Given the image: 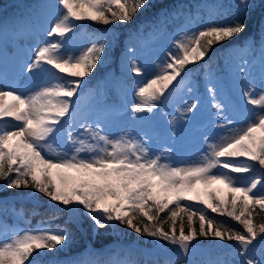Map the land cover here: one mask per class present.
<instances>
[{
	"label": "snow or ice",
	"instance_id": "snow-or-ice-1",
	"mask_svg": "<svg viewBox=\"0 0 264 264\" xmlns=\"http://www.w3.org/2000/svg\"><path fill=\"white\" fill-rule=\"evenodd\" d=\"M154 6L152 0H56L55 5L38 4L28 14L0 21V45L16 44L34 36V22L43 10L56 9L41 25L49 39L39 44L22 68L43 75V85L28 94L16 88L0 89V181L4 182L0 189H32L31 193L13 195L37 200L36 194H41L49 202L53 219L56 213H63L67 215L65 223L87 219L97 235L109 229L119 233L113 247L89 254L95 259L68 264H161L159 257L170 254L183 257L184 264H194L193 242L199 237L235 241L240 258L237 264H264V223H255V217L264 214V173L250 181L232 175L248 173L256 164L264 169V91L257 95L251 79V57L258 55L264 88V0L213 5L199 21V3L187 9L177 5L165 14V20L184 16L188 23L195 21L200 26L181 32L169 59L148 78L135 58H127L130 72L145 77L134 89L136 101L131 111L151 114L171 95L174 82L187 75V65L204 61L215 45L245 32L248 24L238 17L248 18L260 11L256 35L249 36L237 50L242 62L237 65L238 76L245 85L243 97L253 106L247 109L251 114L244 127L224 126L223 134L207 144L202 159L175 166L162 162L163 154L152 155L134 129L111 134L108 126L118 111L115 108L101 110L91 122L85 118L80 124L82 131L73 130L82 81L104 62L117 37L107 32L93 34L89 45L76 51L69 47V34L83 27L84 21L106 26L128 24L138 12ZM134 51V46L128 48V53ZM209 91L215 100L214 89ZM213 106L218 112L223 109L221 103ZM196 107L193 103L185 112L192 113ZM14 205V201L0 198V264H45L43 258L48 253L70 246L71 232L59 225L55 229L9 226V215L24 218ZM205 209L230 217L242 230L224 226ZM169 221L165 230L163 225ZM121 226L173 247L154 243L146 248L142 241L126 242L122 237L127 233L121 232ZM257 247L259 257L254 256ZM164 264L176 261L166 258Z\"/></svg>",
	"mask_w": 264,
	"mask_h": 264
},
{
	"label": "rangeland",
	"instance_id": "rangeland-1",
	"mask_svg": "<svg viewBox=\"0 0 264 264\" xmlns=\"http://www.w3.org/2000/svg\"><path fill=\"white\" fill-rule=\"evenodd\" d=\"M157 1L166 0H152V3L154 4ZM55 3L56 0H11L0 9V21L5 18L11 20L19 17L22 13L28 14L36 10L38 4L55 5ZM234 3H236V0H204L203 4L206 11L202 12V5H200V8L196 9V20L199 21L201 15L206 18L213 5L222 4L227 6ZM184 7L187 9L186 6ZM55 11V8L43 10L34 22V36H28L16 44L0 45V89L16 88L28 94L43 85L45 79L43 75L28 73L22 71V68L32 58V54L39 44L49 39L44 35L41 25L46 23L44 17L50 16ZM178 17L181 18L177 21L176 18ZM241 17L243 16L238 17V19L240 20ZM161 18L159 16V23H156L157 19L155 20L154 24L156 26L154 28L149 29L147 26L150 24H147L132 33L134 34L133 37L128 38L121 45L115 61L114 47L117 45L116 39L104 62L99 64L88 77L84 78L82 86L86 83L85 81L95 80V88L87 86L85 88L81 87L79 90V106L76 109V123L73 130L82 131L80 124L85 122V118L88 119V122H91L101 110L115 108L118 111L110 117L111 123L108 126V131L111 134L118 136L121 130L134 129L135 134L147 142L152 155L163 154L162 162L175 166H187L202 159L207 144L223 134L222 128L224 126L230 128L244 127L246 117L251 114L247 109L253 108V106L248 105L244 99L245 85L242 78L238 76L237 65L242 63L237 54L239 47L230 46L225 51L217 54L218 56L213 64L204 60L187 65L185 68L187 75L183 76V79L178 78V83L174 82L175 86L174 90L171 91V95L163 103H160L153 113H133L131 109L136 101L134 89L138 82L145 79V77L136 76L130 72L127 58H135L138 65L147 71V76L150 78L158 69V66L169 59L168 53L176 51L174 42L180 38L181 32L188 28L200 26L195 21L188 23L187 18L184 16H176L175 20L172 17L168 18V21L170 19L173 21H170L173 26L172 29H165L162 22H166V20L161 21ZM226 19L231 21V17L227 12ZM102 32L114 34L117 37L112 28H101L93 31L83 23V27L78 28L74 34H69V37H71L69 47L76 51L84 49L89 45L90 36ZM132 46L135 47L134 53H128V48ZM251 59L254 64L251 70V79L254 81L253 86L258 95L264 91V88L261 87L259 57L257 55L251 57ZM114 62V65H117L116 71L113 66ZM92 77L97 78L91 79ZM209 88L214 89L215 100H213ZM73 99L75 100V98ZM193 103L197 107L192 113H186V107ZM215 103L223 105L221 112H218L213 106ZM254 111H258V109H254ZM137 116L140 119H136ZM224 117H227V120ZM261 173H264V171L259 166L254 165L252 171L248 173H233L232 175H239L242 179L250 181L253 178L260 177ZM3 183V181H0V185H3ZM6 190L0 189V198L19 199ZM258 190H261V186H258ZM5 193H11V195H2ZM21 197L29 201L33 200L30 196ZM46 202L49 205L48 200ZM39 203L42 202L39 201ZM195 207L203 206L196 204ZM9 216L7 217V224L11 226L8 218L16 221L18 218L13 215ZM42 227L50 228L47 225ZM19 228L34 229L36 227H28L24 223ZM73 243L71 241L69 247L59 251L66 254L67 257L53 255L45 261V264H68L71 260L87 261L94 259L90 257L87 251L72 254L71 247ZM152 243L164 245L160 241H151L148 246L153 245ZM165 246L172 248L169 245ZM235 247L236 243L224 249L195 246L191 259L194 264H216L218 261L237 264L240 258L235 253ZM259 255L260 249L257 247L254 256L259 257ZM175 261L176 264H184L183 257L175 259Z\"/></svg>",
	"mask_w": 264,
	"mask_h": 264
},
{
	"label": "trees",
	"instance_id": "trees-1",
	"mask_svg": "<svg viewBox=\"0 0 264 264\" xmlns=\"http://www.w3.org/2000/svg\"><path fill=\"white\" fill-rule=\"evenodd\" d=\"M201 0H166L162 2H156L154 3V7L148 9V10H142L138 12L133 20V22L128 24H111V25H103V24H97L92 23L89 21H84L83 23L87 26L88 29L96 31L101 28H112L117 35V45L114 47V51L116 55H118V52L121 49V45L128 40V38H132V36L141 26L148 25L147 27L151 28L153 25H155V20L160 16L163 17L165 14L171 10L177 7V5H180L182 7L188 6L190 4L199 3ZM11 0H0V9H2L5 5H7ZM203 3V1H202ZM202 5V4H201ZM202 8L204 5L201 6ZM185 8V7H184ZM260 17L261 13L259 10H257L255 15H252L248 18L241 17L240 21L248 24V29L239 34L237 37L233 38L230 41H226L222 44L215 45L211 51L208 53V56L205 58V62L212 63L219 52L225 51L230 46H241L249 36L256 35V32L258 30L259 24H260ZM171 21V19H170ZM166 26L171 27L170 22H168V19L165 23ZM102 75V74H101ZM97 77H92L91 79H95ZM94 81L91 82L85 81L84 86L94 85ZM258 166V164H257ZM264 171V169H262ZM11 193L21 192V193H31L32 189H20L15 191L13 190H6ZM11 193H5L2 195H7ZM38 197V200L42 203H39V201H33L30 200L29 202L25 201H15V208H22L25 217L23 221H27L30 223L31 226H34L35 224L42 225V224H48L52 227L56 228L57 225H59L62 228H67L71 234H72V240H73V246L71 247V252L76 253L84 250L87 248V246L91 247L93 250H101L106 248H111L114 246L113 241L116 239V237L119 235V233L113 232L111 229H109L107 232H104L103 235H97L95 236V233L92 232V230L89 227L90 222L87 221V219H84L83 223H75V222H69L65 223L67 220V215L63 213H56V218L53 219V213L49 209V206L47 205V198L43 197L41 194H36ZM20 199L21 196H16ZM206 214L210 217H214L218 222L223 223L226 227L234 228L235 230L241 231L242 226L238 224V222L232 220L230 217L227 216H221L216 213H212L210 209L205 210ZM34 213V215H33ZM165 214H161V218H164ZM170 221L168 224H164L165 230H168ZM255 223L260 224L264 223V214L260 216L255 217ZM196 226L198 228V221L196 223ZM179 227V225H177ZM185 228L187 229V223L185 221ZM121 232L127 233L126 237H122V239H125L126 242H132V241H142L143 244L149 245V242L154 241L151 237L146 236H138V234L131 232V230L124 228L121 226ZM161 243L166 245V242L160 241ZM195 242V243H194ZM195 246H199L202 248H216V249H224L229 248L230 246L234 245L235 241H220L218 238L213 237H199L197 241H194ZM153 244V243H152ZM170 246V245H169ZM173 247V246H171ZM70 252V253H71ZM66 256V254L62 252H50L45 257L50 256ZM161 263H164V260L166 258L159 257Z\"/></svg>",
	"mask_w": 264,
	"mask_h": 264
},
{
	"label": "water",
	"instance_id": "water-1",
	"mask_svg": "<svg viewBox=\"0 0 264 264\" xmlns=\"http://www.w3.org/2000/svg\"><path fill=\"white\" fill-rule=\"evenodd\" d=\"M146 248H152V247H146ZM173 256H175V254H170L168 257H173Z\"/></svg>",
	"mask_w": 264,
	"mask_h": 264
}]
</instances>
